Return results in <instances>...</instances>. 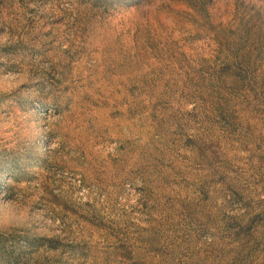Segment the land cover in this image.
I'll return each mask as SVG.
<instances>
[{
    "label": "rangeland",
    "instance_id": "1",
    "mask_svg": "<svg viewBox=\"0 0 264 264\" xmlns=\"http://www.w3.org/2000/svg\"><path fill=\"white\" fill-rule=\"evenodd\" d=\"M0 264H264V0H0Z\"/></svg>",
    "mask_w": 264,
    "mask_h": 264
}]
</instances>
